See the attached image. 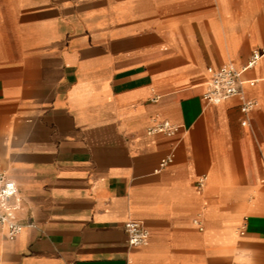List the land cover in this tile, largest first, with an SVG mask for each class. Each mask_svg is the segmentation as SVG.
I'll return each instance as SVG.
<instances>
[{
	"label": "crops",
	"instance_id": "crops-1",
	"mask_svg": "<svg viewBox=\"0 0 264 264\" xmlns=\"http://www.w3.org/2000/svg\"><path fill=\"white\" fill-rule=\"evenodd\" d=\"M256 50L264 0H0V169L23 226L0 225V264H264V54L247 125L239 98H203ZM162 121L178 132L149 133Z\"/></svg>",
	"mask_w": 264,
	"mask_h": 264
},
{
	"label": "built area",
	"instance_id": "built-area-1",
	"mask_svg": "<svg viewBox=\"0 0 264 264\" xmlns=\"http://www.w3.org/2000/svg\"><path fill=\"white\" fill-rule=\"evenodd\" d=\"M264 54V50H256L252 53L247 64L239 69L233 64H228L220 69L212 71L203 98L211 105H218L231 99L239 98L241 101V111L245 115L243 125L248 124V117L257 107V101L250 99L244 92L243 73L256 67ZM254 84V81H250ZM178 127L168 121L157 123L149 130V133L164 134L172 136L178 132ZM173 162V157L162 159L160 168L163 169ZM206 184V177H201L197 186L202 189ZM17 196V187L8 175L0 169V225L6 228L10 238H16L23 230V226L18 223L13 210V199ZM198 228L203 230L198 220L195 221ZM125 231L128 243L131 247L145 246L150 238V234L145 226L138 221H129L125 224Z\"/></svg>",
	"mask_w": 264,
	"mask_h": 264
}]
</instances>
